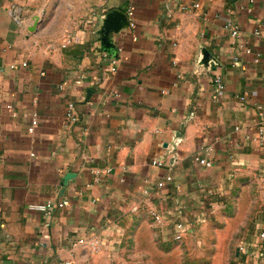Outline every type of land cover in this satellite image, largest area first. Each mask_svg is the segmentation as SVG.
<instances>
[{"label": "crops", "instance_id": "1", "mask_svg": "<svg viewBox=\"0 0 264 264\" xmlns=\"http://www.w3.org/2000/svg\"><path fill=\"white\" fill-rule=\"evenodd\" d=\"M0 49V264H150L177 223L184 240L208 205L264 183V0H0Z\"/></svg>", "mask_w": 264, "mask_h": 264}, {"label": "rangeland", "instance_id": "2", "mask_svg": "<svg viewBox=\"0 0 264 264\" xmlns=\"http://www.w3.org/2000/svg\"><path fill=\"white\" fill-rule=\"evenodd\" d=\"M217 204L208 205V216L202 221L212 220L207 227L200 223L182 241L151 247L150 264H249L252 259L244 246L256 241V224L264 221V183H250L244 193L237 186ZM261 254L264 264V251Z\"/></svg>", "mask_w": 264, "mask_h": 264}, {"label": "built area", "instance_id": "3", "mask_svg": "<svg viewBox=\"0 0 264 264\" xmlns=\"http://www.w3.org/2000/svg\"><path fill=\"white\" fill-rule=\"evenodd\" d=\"M199 5H196L195 8H198ZM16 15H14L15 21L20 22V15L18 12ZM126 17L131 25V27H134V24L132 22L133 18V12L131 9L127 10ZM226 29L229 31L231 37L235 40H239L241 38V30L240 28L233 24V23H228L226 25ZM258 35L259 33L256 32ZM241 48L243 51L248 54L252 55L253 54V49L250 47H246L244 44H240ZM1 53V49H0ZM121 53V49H118V53L112 58V72L116 71V65L118 62V57ZM256 62H259V55L255 59ZM22 67H27V63L23 62L21 64ZM10 69H16L17 65H10ZM213 83L218 87V89L223 88V84L221 81L220 77H215L213 79ZM67 118L71 123H77L78 122V117L76 115V105L74 103H70L67 107ZM39 124V119L38 115L36 113L33 114V118L31 121V125L29 127V133H34L35 129L37 128ZM214 152L213 146H205L202 147L199 152L195 155L194 160L197 164L210 168L212 167V155ZM152 165L155 167L163 168L167 165V163L164 160H153ZM111 170H106V171H101V170H95L94 174L98 176L97 178L99 179L100 176L106 175L110 173ZM164 187V183L160 182L156 185V188H162ZM70 202L68 199H63L59 203H51L50 201L47 203H41V204H35V205H30L29 209L31 211L39 212L45 215L47 218H50L54 213L57 212L59 208H65L69 206ZM151 216L154 218L155 222L158 224L163 223V218L161 217L160 214H158L154 209L150 210ZM50 223L47 222L46 226H49ZM190 225L184 222H180L176 224V229L175 233L173 234L172 238L175 241H182L185 235L189 232ZM256 241L253 243L247 244L244 246V249L246 250V255L248 256V259H252V261L249 264H261V257H262V252L264 251V228L258 232ZM91 250L93 252H98L101 249V243L98 239H92L90 243Z\"/></svg>", "mask_w": 264, "mask_h": 264}, {"label": "water", "instance_id": "4", "mask_svg": "<svg viewBox=\"0 0 264 264\" xmlns=\"http://www.w3.org/2000/svg\"><path fill=\"white\" fill-rule=\"evenodd\" d=\"M120 18H121V20H123L125 23H128V19H127V17H126V15H120ZM36 30V25L34 26V27H32L31 29H30V31L31 32H34ZM207 58H208V55H206V60H207ZM71 178V174L70 175H67L66 177H65V182H67L69 179ZM66 184V183H65Z\"/></svg>", "mask_w": 264, "mask_h": 264}]
</instances>
